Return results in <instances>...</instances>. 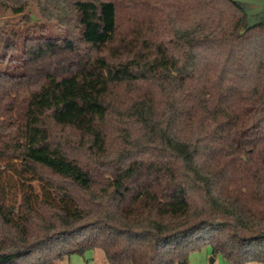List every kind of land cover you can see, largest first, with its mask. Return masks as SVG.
<instances>
[{
  "label": "trees",
  "instance_id": "1",
  "mask_svg": "<svg viewBox=\"0 0 264 264\" xmlns=\"http://www.w3.org/2000/svg\"><path fill=\"white\" fill-rule=\"evenodd\" d=\"M8 8L42 22L7 44L18 65L0 71V264L95 249L109 264H186L204 248L264 264V10L0 0Z\"/></svg>",
  "mask_w": 264,
  "mask_h": 264
},
{
  "label": "rangeland",
  "instance_id": "2",
  "mask_svg": "<svg viewBox=\"0 0 264 264\" xmlns=\"http://www.w3.org/2000/svg\"><path fill=\"white\" fill-rule=\"evenodd\" d=\"M260 4H262L263 5L262 8H264V1H262ZM246 8L248 13L251 12L250 7H246ZM260 8L261 7H259L258 9L261 10ZM34 9L36 11L35 7L32 8V11H34ZM23 16L24 13L14 14L12 10L9 8L6 11H0V71L4 69H13L14 66L18 65L17 58L19 57L20 51L17 50L9 55H6L7 44L10 41L13 42L15 41L20 47L23 39L30 33L36 31V29H33L31 32H29V26L35 23L40 24L42 22V21L39 22L37 20H32L29 22ZM11 28H15L19 32L18 40H14L13 36L10 34ZM59 33H62V30L57 26H55L52 22L48 27V34L56 35ZM211 257L212 254L210 253V250L208 248H204L198 251L191 252L188 257V262L186 264H211L210 263ZM214 258L215 260L213 264H231L221 255H217ZM58 264H109V262L102 249H95V250L87 251L84 255H73L70 258H67ZM177 264H182V263H177ZM247 264H260V263L251 262Z\"/></svg>",
  "mask_w": 264,
  "mask_h": 264
},
{
  "label": "crops",
  "instance_id": "3",
  "mask_svg": "<svg viewBox=\"0 0 264 264\" xmlns=\"http://www.w3.org/2000/svg\"><path fill=\"white\" fill-rule=\"evenodd\" d=\"M240 1L243 3L245 9H247L246 7H250L251 12H249V14H255L261 10H264V8H262L263 5L260 4L264 0H240ZM259 7H261L260 8L261 10L258 9ZM63 263H65V262H63Z\"/></svg>",
  "mask_w": 264,
  "mask_h": 264
},
{
  "label": "water",
  "instance_id": "4",
  "mask_svg": "<svg viewBox=\"0 0 264 264\" xmlns=\"http://www.w3.org/2000/svg\"><path fill=\"white\" fill-rule=\"evenodd\" d=\"M215 258L212 256L210 259V263L213 264L214 263Z\"/></svg>",
  "mask_w": 264,
  "mask_h": 264
}]
</instances>
